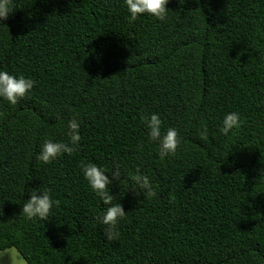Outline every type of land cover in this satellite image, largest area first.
Here are the masks:
<instances>
[{
	"label": "trees",
	"instance_id": "16d2710c",
	"mask_svg": "<svg viewBox=\"0 0 264 264\" xmlns=\"http://www.w3.org/2000/svg\"><path fill=\"white\" fill-rule=\"evenodd\" d=\"M13 5L0 69L35 86L15 106L0 101V244L28 264H264V0H170L166 20L131 23L123 0ZM232 111L244 123L229 139L219 126ZM150 113L178 130L175 156L148 141ZM73 116L79 146L37 161L45 139L67 142ZM87 163L114 180L118 240L97 222L107 205ZM137 174L155 196L133 189ZM39 187L59 202L49 221L20 214Z\"/></svg>",
	"mask_w": 264,
	"mask_h": 264
},
{
	"label": "clouds",
	"instance_id": "9594fccd",
	"mask_svg": "<svg viewBox=\"0 0 264 264\" xmlns=\"http://www.w3.org/2000/svg\"><path fill=\"white\" fill-rule=\"evenodd\" d=\"M170 0H123L124 6L129 13V22H135L143 15L147 14L159 21H164L168 15ZM198 2V0H197ZM13 0H0V25H6L11 13L14 11ZM35 81L24 74L14 75L7 70L0 69V101L15 106L21 100L26 99L33 91ZM143 122L147 128V138L150 143L158 147V154L161 159L175 156L178 147L181 145V138L177 129L173 127L164 130V122L157 113L146 114ZM244 120L238 111L224 114L219 132L223 136L231 139L242 127ZM66 135L67 142L45 139L40 146V151L36 154V160L49 164L62 155H71L81 142L80 121L73 116L68 120ZM209 135L208 127L202 126L199 130L201 139H207ZM84 179L90 189L107 205V207L97 217V222L104 226V236L107 241H114L120 238L119 225L125 219L126 212L120 203H113V195L110 194V185L114 180L110 179L107 169L95 163H87L81 168ZM115 180H119L120 173L117 170L111 174ZM136 192L146 194L149 197L155 196L152 182L146 175L137 174L134 177ZM58 201L53 198L49 189L31 188L28 190V199L24 200L20 214L30 221H49L53 209L58 205ZM6 258V264H28L26 254L15 245L0 244V261Z\"/></svg>",
	"mask_w": 264,
	"mask_h": 264
},
{
	"label": "rangeland",
	"instance_id": "374dc122",
	"mask_svg": "<svg viewBox=\"0 0 264 264\" xmlns=\"http://www.w3.org/2000/svg\"><path fill=\"white\" fill-rule=\"evenodd\" d=\"M0 264H6V258L2 261H0Z\"/></svg>",
	"mask_w": 264,
	"mask_h": 264
}]
</instances>
